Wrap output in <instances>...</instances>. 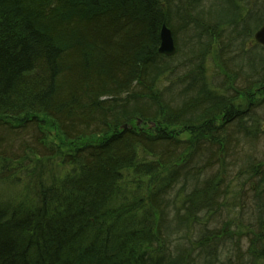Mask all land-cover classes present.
<instances>
[{
  "label": "trees",
  "instance_id": "1",
  "mask_svg": "<svg viewBox=\"0 0 264 264\" xmlns=\"http://www.w3.org/2000/svg\"><path fill=\"white\" fill-rule=\"evenodd\" d=\"M263 25L264 0H0V264H264Z\"/></svg>",
  "mask_w": 264,
  "mask_h": 264
},
{
  "label": "water",
  "instance_id": "2",
  "mask_svg": "<svg viewBox=\"0 0 264 264\" xmlns=\"http://www.w3.org/2000/svg\"><path fill=\"white\" fill-rule=\"evenodd\" d=\"M254 40L257 44L264 46V25L255 33ZM160 48L159 53L167 57L175 54V46L171 31L164 25L160 32Z\"/></svg>",
  "mask_w": 264,
  "mask_h": 264
},
{
  "label": "rangeland",
  "instance_id": "3",
  "mask_svg": "<svg viewBox=\"0 0 264 264\" xmlns=\"http://www.w3.org/2000/svg\"><path fill=\"white\" fill-rule=\"evenodd\" d=\"M45 127H46V128H45V131H47L48 134H50V136L53 135V136L49 139L50 141L56 143V145L58 144L62 149H68V148H67V145H65L67 142H65L64 140H60V139L57 137V133H56L54 130L50 129V126H49V127L45 126ZM186 136H187V135H183L182 138L186 139V138H187ZM69 148H70V147H69ZM34 166H35V165H33V162L29 163V167H30V168H29V171L34 170Z\"/></svg>",
  "mask_w": 264,
  "mask_h": 264
}]
</instances>
